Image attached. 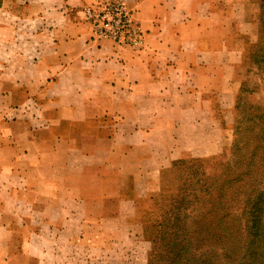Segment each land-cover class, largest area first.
I'll list each match as a JSON object with an SVG mask.
<instances>
[{
	"label": "crops",
	"instance_id": "1",
	"mask_svg": "<svg viewBox=\"0 0 264 264\" xmlns=\"http://www.w3.org/2000/svg\"><path fill=\"white\" fill-rule=\"evenodd\" d=\"M93 1L0 0V264L86 263L128 233L163 170L219 149L261 41L250 0H124L142 44L98 41Z\"/></svg>",
	"mask_w": 264,
	"mask_h": 264
},
{
	"label": "rangeland",
	"instance_id": "2",
	"mask_svg": "<svg viewBox=\"0 0 264 264\" xmlns=\"http://www.w3.org/2000/svg\"><path fill=\"white\" fill-rule=\"evenodd\" d=\"M250 1L254 6H259L261 2ZM249 11L257 13L254 7ZM258 17L259 22L263 18L262 14H258ZM234 88L231 115L220 122L222 134L219 149L203 156H194L189 152L182 154L172 163V167L163 170L160 189L150 192L148 197L139 202L137 216L128 220V233L122 234L114 243L109 240L101 250L95 247L89 249L90 256L86 257V263H81L84 258L82 253L75 255L72 260L80 264H169L165 256H160L158 261L154 257L149 259L154 231L148 233L147 228L150 225L157 226L163 214L161 207L165 204L168 208L174 205L180 209L183 224H194V220L206 214L208 200L218 194L221 186L227 192L228 199L234 198L231 201L234 208L229 210L241 215L242 200L264 188V141L256 138L260 137L258 133L261 130L264 131L262 40L251 48L245 62L237 67ZM254 151L250 176L242 175L239 180H232L244 172ZM241 223L244 227L242 220ZM237 235L238 241L242 242L246 235L244 228ZM155 240L156 246L161 247L164 243L161 238ZM211 244L206 243L204 247H210Z\"/></svg>",
	"mask_w": 264,
	"mask_h": 264
},
{
	"label": "trees",
	"instance_id": "3",
	"mask_svg": "<svg viewBox=\"0 0 264 264\" xmlns=\"http://www.w3.org/2000/svg\"><path fill=\"white\" fill-rule=\"evenodd\" d=\"M260 13L263 18L259 21L258 31L264 47V0L259 5ZM258 134L260 137L256 138L263 142L264 131ZM255 153L247 161L244 172L232 180H239L242 175L250 176ZM223 188L221 186L218 194L208 200L206 214L194 220V224H183L180 209L174 205L161 207L163 214L157 226L147 228L148 233L154 231L149 259L154 257L158 261L160 256H165L169 264H264V188L242 200L239 216L229 210L234 208L231 202L234 198L228 199ZM241 228L246 232L242 242L237 239ZM156 238L163 239L161 247L156 246ZM206 243L212 244L205 248Z\"/></svg>",
	"mask_w": 264,
	"mask_h": 264
},
{
	"label": "built area",
	"instance_id": "4",
	"mask_svg": "<svg viewBox=\"0 0 264 264\" xmlns=\"http://www.w3.org/2000/svg\"><path fill=\"white\" fill-rule=\"evenodd\" d=\"M81 13L95 40L134 47L143 42L141 28L124 0H94Z\"/></svg>",
	"mask_w": 264,
	"mask_h": 264
}]
</instances>
